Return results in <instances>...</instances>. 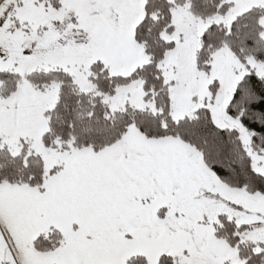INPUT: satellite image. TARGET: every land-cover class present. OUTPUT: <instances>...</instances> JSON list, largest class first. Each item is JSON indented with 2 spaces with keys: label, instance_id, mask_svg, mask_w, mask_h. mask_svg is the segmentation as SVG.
I'll use <instances>...</instances> for the list:
<instances>
[{
  "label": "snow or ice",
  "instance_id": "snow-or-ice-1",
  "mask_svg": "<svg viewBox=\"0 0 264 264\" xmlns=\"http://www.w3.org/2000/svg\"><path fill=\"white\" fill-rule=\"evenodd\" d=\"M0 264H264V0H0Z\"/></svg>",
  "mask_w": 264,
  "mask_h": 264
}]
</instances>
